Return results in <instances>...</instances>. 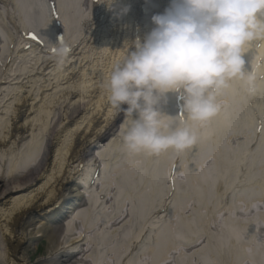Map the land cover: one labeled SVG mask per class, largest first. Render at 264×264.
Instances as JSON below:
<instances>
[{"label":"bare ground","instance_id":"obj_1","mask_svg":"<svg viewBox=\"0 0 264 264\" xmlns=\"http://www.w3.org/2000/svg\"><path fill=\"white\" fill-rule=\"evenodd\" d=\"M59 3L63 4L61 0ZM170 3L171 0H128L129 10L123 17H131L133 35L124 38L120 12L113 14L109 4L97 0L94 19L80 45L72 44L67 55L55 53L45 65L36 62V76L1 79L0 264H118L124 252L122 249L119 255V229L130 226L131 219L120 221L117 216L112 218V224H98V231L94 229L96 226L87 227L83 216L87 217L91 211L89 200L93 195L88 190L85 196L80 183L84 173L91 180L97 170L101 145L113 135L122 134L125 126L119 122L127 106L116 108L109 101L110 75L129 51L135 50V40L138 37L143 40L154 27L151 17L162 14ZM19 16L15 14L10 19ZM101 27L112 30L113 38L105 39L111 46L105 51L111 56L123 51L126 54L123 60L117 57L109 63L99 53L101 46L96 47L95 39ZM91 48L99 62L86 59ZM14 65V62L9 65L6 72ZM31 70L29 67L25 74L29 75ZM35 127L41 144L35 158L25 163L19 159L34 139ZM9 151L14 153L7 158ZM89 156V165L94 168L85 161ZM140 177L138 174L137 178ZM113 186L109 184L106 189L95 191V202ZM83 196L86 200L81 206ZM117 198L115 192L112 205ZM75 211L73 221L67 223ZM161 222L162 218L155 216L140 233L149 232L152 227L160 229ZM42 239L48 242L46 253L33 262L31 249ZM189 251H199V246Z\"/></svg>","mask_w":264,"mask_h":264},{"label":"clouds","instance_id":"obj_2","mask_svg":"<svg viewBox=\"0 0 264 264\" xmlns=\"http://www.w3.org/2000/svg\"><path fill=\"white\" fill-rule=\"evenodd\" d=\"M99 2L111 10L115 0ZM151 22V31L112 71L109 101L135 117L123 136L129 153L182 154L197 142L198 128L221 111L220 98L233 81L254 91L255 70H248L245 57L254 42L264 41V0H171ZM170 95L186 119L164 112Z\"/></svg>","mask_w":264,"mask_h":264},{"label":"rangeland","instance_id":"obj_3","mask_svg":"<svg viewBox=\"0 0 264 264\" xmlns=\"http://www.w3.org/2000/svg\"><path fill=\"white\" fill-rule=\"evenodd\" d=\"M47 246H48V242L46 241V239L37 241L36 246L31 249L33 262H36L39 258L45 255Z\"/></svg>","mask_w":264,"mask_h":264},{"label":"snow or ice","instance_id":"obj_4","mask_svg":"<svg viewBox=\"0 0 264 264\" xmlns=\"http://www.w3.org/2000/svg\"><path fill=\"white\" fill-rule=\"evenodd\" d=\"M33 39H36L35 35L32 36ZM61 42H62V38H61Z\"/></svg>","mask_w":264,"mask_h":264}]
</instances>
